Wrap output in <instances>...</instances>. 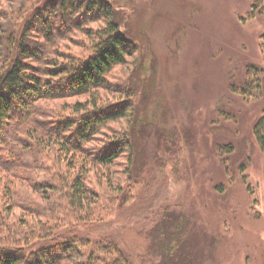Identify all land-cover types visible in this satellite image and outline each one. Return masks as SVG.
Here are the masks:
<instances>
[{"label": "rangeland", "instance_id": "374dc122", "mask_svg": "<svg viewBox=\"0 0 264 264\" xmlns=\"http://www.w3.org/2000/svg\"><path fill=\"white\" fill-rule=\"evenodd\" d=\"M36 1L0 0L3 31L19 6ZM107 1L135 50L104 88L39 102L0 141V241L32 221L50 224L46 192L33 186L53 183L57 163L58 147L43 129L74 117L76 105L124 104L126 115L88 145L131 138L110 172L89 170L98 202L104 194L113 202L73 223L82 238L113 239L132 264H264V155L252 135L264 115V12L251 16L254 0ZM78 27L55 41L59 60L87 58L103 21ZM250 76L259 86L242 92Z\"/></svg>", "mask_w": 264, "mask_h": 264}, {"label": "trees", "instance_id": "16d2710c", "mask_svg": "<svg viewBox=\"0 0 264 264\" xmlns=\"http://www.w3.org/2000/svg\"><path fill=\"white\" fill-rule=\"evenodd\" d=\"M19 8L23 12L8 31H3L0 24L2 143H6L23 117L30 118L37 112L35 106L39 102L89 95L95 89L104 88L109 71L123 64L126 56L135 50L134 42L121 30L113 6L107 0H37L36 6ZM263 12L264 0H254L251 16ZM7 16L8 13L0 10V22L7 21ZM99 20L103 21V27L92 31V53L87 58L68 55L58 59L52 51L56 40L85 22ZM258 78L250 76L241 87L242 92L250 93L252 87L259 86ZM231 89L237 91L236 85L232 84ZM125 107L121 104L106 109L93 105L87 110L76 105L74 117L58 120L50 129H43V136L58 147L57 163L51 176L53 183L46 181L33 186L37 191L46 192L51 210L44 217L50 224L32 221L25 226L29 228L15 232V239L0 241V264H132L113 239H97L91 243L82 238L74 225L104 199L106 203L113 202L107 194L98 202L100 197L88 186L86 178L93 168L102 167L105 174L110 172L121 154L129 152L131 138L125 134L94 149L88 145L106 122L126 115ZM252 135L264 155V115L255 122Z\"/></svg>", "mask_w": 264, "mask_h": 264}]
</instances>
